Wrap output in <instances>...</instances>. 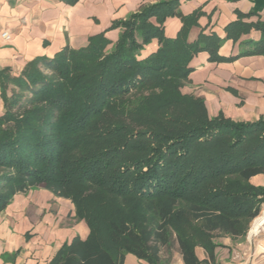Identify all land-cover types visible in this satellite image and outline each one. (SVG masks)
Returning a JSON list of instances; mask_svg holds the SVG:
<instances>
[{
  "label": "trees",
  "instance_id": "trees-1",
  "mask_svg": "<svg viewBox=\"0 0 264 264\" xmlns=\"http://www.w3.org/2000/svg\"><path fill=\"white\" fill-rule=\"evenodd\" d=\"M178 3L113 22L121 31L110 47L99 33L34 57L18 75L0 70V211L41 186L69 199L88 228L47 264H123L127 253L147 264H171L175 253L183 264H217L219 239L244 237L258 215L264 184L251 178L264 176V118L209 116L202 98L181 91L198 52L234 56L218 54L214 33L189 41L199 12L183 15ZM169 16L181 20L174 37L164 34ZM254 27L260 39L237 55L264 53V22ZM242 32L239 18L226 27L233 41ZM152 39L157 48L140 57Z\"/></svg>",
  "mask_w": 264,
  "mask_h": 264
},
{
  "label": "crops",
  "instance_id": "crops-1",
  "mask_svg": "<svg viewBox=\"0 0 264 264\" xmlns=\"http://www.w3.org/2000/svg\"><path fill=\"white\" fill-rule=\"evenodd\" d=\"M160 1L164 0H0V70L18 75L34 57H51L65 45L85 46L90 36L99 33H104L110 47L121 31L112 27L113 22L125 19L142 5ZM177 9L183 15L199 12L197 25L189 30V41L200 31L214 33L223 39L218 54L234 56L210 61L207 52H198L190 61L193 70L181 91L202 98L209 116L222 113L235 121L264 118V53L237 55L251 49L248 42L260 39L254 25L264 22V0H179ZM238 18L247 32L233 41L226 37V27ZM180 27L179 17H167L165 36L174 37ZM3 30L9 32V39L1 37ZM157 46V40L152 39L140 50V57ZM3 110L0 90V114ZM251 182L262 185L264 176L256 175ZM87 234L86 224L76 219L69 199L41 186L19 192L0 211V264H47L73 236L84 239ZM219 242L222 246L215 248L217 264H242L234 259L236 243L228 236ZM196 254L205 258L200 247ZM173 258L171 264H183L179 253ZM123 264L147 263L127 253Z\"/></svg>",
  "mask_w": 264,
  "mask_h": 264
},
{
  "label": "rangeland",
  "instance_id": "rangeland-1",
  "mask_svg": "<svg viewBox=\"0 0 264 264\" xmlns=\"http://www.w3.org/2000/svg\"><path fill=\"white\" fill-rule=\"evenodd\" d=\"M34 188H38V187H34ZM263 207H264V202L260 204V211L263 209ZM252 220L253 219H251L248 223L246 234L244 237L237 238L236 240H232L229 237L231 241L234 242V244L235 243L237 244L236 245L237 248L234 254V259L237 263L240 262L242 264H264V245H260L262 243L264 244L263 242L264 232L253 241L248 240L247 237V233ZM173 261L175 262V258H173Z\"/></svg>",
  "mask_w": 264,
  "mask_h": 264
},
{
  "label": "bare ground",
  "instance_id": "bare-ground-1",
  "mask_svg": "<svg viewBox=\"0 0 264 264\" xmlns=\"http://www.w3.org/2000/svg\"><path fill=\"white\" fill-rule=\"evenodd\" d=\"M264 232V207L260 213L253 218L249 227L247 237L248 240L253 241ZM264 242V241H263ZM260 245H264L263 243Z\"/></svg>",
  "mask_w": 264,
  "mask_h": 264
},
{
  "label": "built area",
  "instance_id": "built-area-1",
  "mask_svg": "<svg viewBox=\"0 0 264 264\" xmlns=\"http://www.w3.org/2000/svg\"><path fill=\"white\" fill-rule=\"evenodd\" d=\"M1 37L3 38V39H9L10 38V34H9V32L8 31H6V30H3L2 32H1Z\"/></svg>",
  "mask_w": 264,
  "mask_h": 264
}]
</instances>
